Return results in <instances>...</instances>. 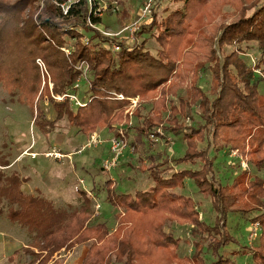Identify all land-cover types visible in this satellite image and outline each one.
Instances as JSON below:
<instances>
[{
	"label": "trees",
	"instance_id": "1",
	"mask_svg": "<svg viewBox=\"0 0 264 264\" xmlns=\"http://www.w3.org/2000/svg\"><path fill=\"white\" fill-rule=\"evenodd\" d=\"M37 1L43 9L37 18L34 13L26 18L25 12L34 9ZM67 2L0 0V85L12 100L17 98L30 106L35 113L34 124L44 132L68 125L89 137L96 127L119 135L115 125L123 119L122 107L127 102L116 101L110 92L140 97L132 145L153 164L150 169L146 165L142 168L154 181L151 189L133 195L118 193L115 181L109 180L107 200L119 211L118 225L113 233L97 225L102 230L101 242L109 246V255L95 253V243H91L82 264H207L206 250L213 251L217 258L213 264H230L219 255L221 248L233 240L226 230L230 214L246 217L251 225L260 224L261 237L253 256L259 260L257 264H264V177L240 164L242 172L234 183L222 186L213 176L214 162L209 156L212 148L232 154L238 151L255 171L264 170V94L259 91L264 78L258 69L249 67L245 61L249 57L241 56L242 50L240 54H222V63L214 50L216 40L223 52L234 43L255 42L263 56L259 63L264 61V0H168L179 3V7L166 17L158 15L155 7L147 27L138 33V37L150 34L154 38L155 54L146 49L147 40L130 51L125 43L96 30L94 27L102 25L103 20L94 15L99 8L95 0H75L65 13ZM235 3H240L239 13L234 10L241 18L233 24L217 25L216 20L227 17L225 8ZM114 45L118 51H113ZM38 60L44 63L54 84L53 94L75 96L85 106L76 105L75 111L66 104H55L48 85H42L46 74ZM205 72L212 77L211 96L199 85ZM82 88L86 96L80 99ZM183 90L185 97L180 95ZM46 97L54 120L42 106ZM146 104L151 108L144 116L142 106ZM195 111L200 117L197 126L191 122ZM158 128L165 133L156 134L159 139L152 142L150 134ZM171 134L183 136L187 146L183 158L170 161L162 153L146 150V137L155 150L159 144L170 146ZM50 153L61 154L60 161L68 157L58 151ZM198 162L199 170L174 171V167ZM0 164L8 166L3 158ZM0 175V217L7 207L10 222L33 234L43 252L58 251L63 246L69 249L73 237L82 236L77 242L80 244L90 241L85 239L91 232L85 229V223L91 221L93 211L86 192L81 193L78 207L64 209L24 191L18 174ZM188 179L211 197L217 213L215 227L201 221L199 204L183 192ZM168 223L191 226L195 250L190 257L182 259L170 249L171 245L176 249L178 240L166 231Z\"/></svg>",
	"mask_w": 264,
	"mask_h": 264
},
{
	"label": "rangeland",
	"instance_id": "2",
	"mask_svg": "<svg viewBox=\"0 0 264 264\" xmlns=\"http://www.w3.org/2000/svg\"><path fill=\"white\" fill-rule=\"evenodd\" d=\"M16 1L6 0L7 3ZM145 1L95 0L100 8L106 9V11H102V25L96 26L95 29L107 37H112L116 42L125 43L131 48L130 51H133L135 46L147 40L146 49L155 54L157 46L154 38L150 34L138 37V33L147 26L141 27L134 36L127 29L139 19ZM168 3L170 2L165 0L164 5L161 7L157 6L155 12L161 17H166L180 5L174 2ZM235 4L234 7L227 6L225 8L227 17L224 20H216L217 25H223L224 22V25L233 24L241 18V14H237L241 8L240 3ZM244 6L248 7V1L244 3ZM34 7L35 11L29 8L25 12L26 18L33 13L34 17L37 18L39 11L43 9V4L37 1ZM110 7L111 9H109ZM217 43L218 40L215 42L214 50L221 63L224 62L222 54L230 55L234 51L240 54L238 51L242 50L241 56L246 54L245 57H249L245 59L249 67L258 69L259 74L264 78V61L259 63L263 56L257 43H234L231 48L227 46L225 52L221 50ZM116 47L117 45L113 46V51H118ZM41 68L46 74L45 78H47V80L44 78L42 85H48L51 99L55 104L63 103L77 111V106L71 99L58 100V97L63 95L53 94L54 84L50 79L46 66L44 65ZM84 72L86 74L87 69ZM199 85L208 96H211L212 77L209 73L201 74ZM81 86L83 87L85 84L82 83ZM83 91L82 88L81 92L78 93L80 99L86 96L82 93ZM259 91L264 94V82L260 83ZM109 95L116 101L127 102L122 107V111H125L123 119L117 122L115 125L117 127L114 131L116 133H119L120 130L125 131L128 147L123 151L117 168L105 172L106 170L103 171L105 162L111 161L114 156L111 153V140L114 138L115 133L108 129L96 127L89 137L84 133H77L76 128L68 125L60 126L59 129L56 128L54 131L46 133L41 127L34 124L35 113L30 106L21 103L17 98L12 100L5 88L0 85V158L5 159L6 165H8L6 167L0 166V172H4L7 176L12 173L18 174L23 181L22 187L24 191L34 197H45L53 201L59 208L70 209V207H78L80 205L79 200L83 197L81 193L86 192L87 197L92 201L93 211L91 221L85 223V229H91L90 234L85 237V239L90 238L89 242L80 244L77 242L82 239V236L73 237L67 245H71V248L67 249L66 246H63L58 251H55L56 248H54L53 252H43L42 246L37 243L38 239L33 234L10 222L7 207H4V212L0 217V264H82L87 257L91 243H95V253H104V255L108 256L109 252H107V249L109 246L101 242L99 231L102 233V230L97 228V225H104L108 228V232L113 233L118 225L117 215L119 211L107 200V183L109 180L115 181L116 190L121 194L135 195L139 191L149 190L153 187L154 181L151 179L149 172L142 168L143 165H146L147 169H150L153 164L147 155L136 152L132 145L134 140L132 131L136 128L137 123L135 121L136 112L141 106L142 100L140 97L127 98V96H125V100H119L115 92H110ZM180 95L185 97L186 91H181ZM134 99H138V104L135 107H130ZM43 102L45 104L42 103V106L46 113L49 114V119L54 120L56 117L54 110L51 108L50 99L46 97ZM150 108V105L147 104L142 106L144 116L147 115ZM198 115V111H195L193 115L194 121H191L194 122L195 126L200 123ZM191 122L188 121L189 125ZM127 131H129L128 135L126 134ZM96 133L99 134L100 145L89 146L91 138ZM164 133L163 128H158L150 136L157 140L159 138L156 134L163 135ZM170 139L172 140L170 146L159 144L155 150L151 149L152 143L147 137L143 143L146 150L152 152V154L162 153L164 159L172 161L183 158L187 150L183 136L171 134ZM53 151L68 154V157L60 161L61 158L56 157V159L48 155V152ZM235 153L236 156L230 151L218 152L215 148L210 150L209 156L214 162L213 176L222 186H231L234 183L236 177L242 172V169L238 167L242 164V161L248 165L254 175L264 177V170L261 172L255 171L249 165L245 155L243 156L238 151H235ZM172 164L174 163L172 162ZM200 166L199 162L191 166L181 165L174 167V171L177 172L189 168L199 170ZM183 192L199 204L198 211L201 221L208 226L215 227L217 213L211 197L202 194L197 184L189 179L186 181V189ZM226 230L233 240L221 248L219 255L223 256L224 259H228L230 264H257L259 260L254 258L253 250L259 245L258 241L261 237V231L255 241L250 240L251 222L239 214H230L227 217ZM166 231L172 233L178 240L176 249L172 245L170 249L176 252L180 258L185 259L193 254L195 249L191 226H179L176 223H168ZM216 260L217 258L214 256L213 251L206 250L207 264H213ZM135 264H141V262Z\"/></svg>",
	"mask_w": 264,
	"mask_h": 264
},
{
	"label": "built area",
	"instance_id": "3",
	"mask_svg": "<svg viewBox=\"0 0 264 264\" xmlns=\"http://www.w3.org/2000/svg\"><path fill=\"white\" fill-rule=\"evenodd\" d=\"M91 3H93V0H90ZM165 0H147L144 4L143 9L141 10V13L139 15V19L134 22L130 27H128V31L131 33L132 36H134L135 33H137L141 27H144L147 25V22L149 21L150 16L152 15L155 7L157 6H163ZM75 2V0H68L67 4L63 6V9L65 11V13H67V11L69 10L70 5ZM104 10L106 11V9H102V8H98L94 11V15L96 17H102V11L104 12ZM95 28V27H94ZM97 30V29H96ZM117 50H119L118 47H116ZM64 50V49H63ZM68 52V51H67ZM69 53V52H68ZM38 64L43 67V63L41 60H38ZM65 98H69L72 100V102L74 104H76L77 106H83L82 102L75 96H67V95H63L62 97H58V100L60 99H65ZM117 98L119 100H125L126 97L123 94H117ZM59 102V101H58ZM138 104V99H134V101H132V104L130 105V107H135ZM125 131L120 130L119 131V135L115 136L112 140H111V153L114 155L111 161H106L105 165H104V169L109 172L113 169H115V167L118 165V162L121 158V156L123 155V151L128 147L127 143H126V136L124 134ZM99 134L96 133L91 139V143L89 142V146L94 145H100V141H99ZM151 141L152 142H157V140L154 139L153 136H151ZM52 157H58V158H62V155L59 153H50L48 154ZM234 155L236 156V153H234ZM242 166L244 167V169L248 168V165H246V163L244 161H242ZM261 226L259 223H253L251 225V232H250V240H256L258 238V234L260 232Z\"/></svg>",
	"mask_w": 264,
	"mask_h": 264
}]
</instances>
